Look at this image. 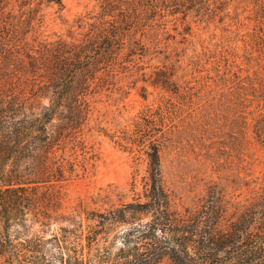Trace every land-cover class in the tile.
<instances>
[{"label":"trees","instance_id":"trees-1","mask_svg":"<svg viewBox=\"0 0 264 264\" xmlns=\"http://www.w3.org/2000/svg\"><path fill=\"white\" fill-rule=\"evenodd\" d=\"M210 1L100 0L96 15L76 18L79 37L50 40L33 35L41 6L62 10L63 0H0L3 14L12 7L0 18V264H264V193L230 213L216 195L194 214L173 209L154 137L167 132L168 107H149L133 129L93 118L94 99L144 56L138 34L166 16H199ZM151 84L179 93L163 71ZM95 133L144 146L145 193L128 200L110 187L66 208L65 185L99 159ZM255 133L263 142L264 116Z\"/></svg>","mask_w":264,"mask_h":264},{"label":"rangeland","instance_id":"rangeland-1","mask_svg":"<svg viewBox=\"0 0 264 264\" xmlns=\"http://www.w3.org/2000/svg\"><path fill=\"white\" fill-rule=\"evenodd\" d=\"M63 3L62 10L41 6V23L33 35L79 37L76 18L100 11V0ZM11 8L5 14L0 8V18ZM186 14L166 16L138 34L144 56L135 57L119 75L113 93L94 99L93 118L103 120L108 130L120 124L133 129V119L149 107L153 113L168 107L167 132L154 137L162 145L164 185L173 209L194 214L216 195L228 213L235 212L264 193V138L261 142L255 133L264 116V0H211L203 14ZM158 71L170 75L178 94L151 84ZM89 144L99 159L87 174L65 185L66 208L110 187L129 194L128 200L143 197L144 146L126 150L97 133ZM156 264L170 263L164 259Z\"/></svg>","mask_w":264,"mask_h":264}]
</instances>
